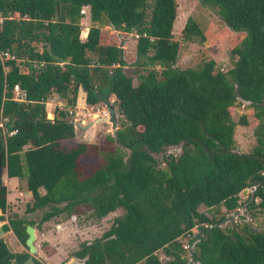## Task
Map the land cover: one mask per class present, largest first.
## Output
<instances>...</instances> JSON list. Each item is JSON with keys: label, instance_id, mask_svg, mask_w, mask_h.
<instances>
[{"label": "trees", "instance_id": "1", "mask_svg": "<svg viewBox=\"0 0 264 264\" xmlns=\"http://www.w3.org/2000/svg\"><path fill=\"white\" fill-rule=\"evenodd\" d=\"M201 4L245 34L225 73L213 60L194 69L175 67L176 0H0L1 163L8 179L26 181L31 198L24 217L7 218L26 251L14 252L0 239V264L29 258L28 226L42 231L52 219L87 211L100 221L118 209L123 215L72 257L82 264H165L162 252L167 264H264V223L261 231L245 219L219 227L240 208L245 189L253 190L245 214L264 215V0ZM83 7L91 22L85 40ZM104 20L114 31L137 36L135 86L122 49L101 44ZM182 34L183 41L203 40L191 18ZM79 89L90 107L107 105L113 95L124 118L115 138L108 136L101 147L75 141L69 112ZM54 94L68 111L56 109L49 120L46 102ZM241 102L249 104L254 123L232 119L230 110ZM251 124L255 146L238 154L235 128ZM179 145V154L166 153ZM91 153L101 161L88 171L81 162ZM7 207L3 184L2 215ZM36 211L44 213L37 226L29 218Z\"/></svg>", "mask_w": 264, "mask_h": 264}, {"label": "rangeland", "instance_id": "2", "mask_svg": "<svg viewBox=\"0 0 264 264\" xmlns=\"http://www.w3.org/2000/svg\"><path fill=\"white\" fill-rule=\"evenodd\" d=\"M176 3L177 17L173 26V35L174 38L180 42V51L175 67L180 70L194 69L200 67L206 61L213 60L216 62L217 68L223 73L231 69L233 61L231 51L240 44L245 37V34L236 33L228 28L219 17L218 13L215 10L202 5L201 0H176ZM189 18L193 19L198 25L202 32L203 40L194 39L192 41H183L182 31ZM2 21L3 19L0 17V26ZM86 23L88 24L86 26L90 27L91 22L89 19L86 21L81 20L80 22L81 25ZM102 26V45L106 46L108 44L117 45L118 43H126L124 45V50H122L123 59L126 63L124 70L126 74L133 79V84L135 86L138 82L137 76L134 73V67L138 60L136 53V34L130 33L127 35L124 34V36L122 34L116 35L112 33V29L107 26L106 20H104ZM81 27L83 30L84 26ZM81 95V93H78L77 95V109H75V111L74 109H71L70 111L73 114L69 115V118L75 126V141L76 143H88L101 147L105 145L108 136L115 138L117 130L121 129L122 125L125 124L124 118L118 110L113 95L109 96L107 105L104 103H98L92 107L84 104V101H81L79 98ZM77 102L80 105H78ZM81 104H83V106ZM81 106L82 108H80ZM248 106V103L241 102L240 106L230 110L231 117L236 123L240 121L242 116L247 117L249 123H254L252 109ZM56 109H66V102L58 95L54 94L46 102V112L49 120L54 118ZM66 110L68 111V108ZM93 114H99L101 121L96 122V120H93V118L95 119ZM77 123H79L81 127L76 128V125H78ZM253 125L254 124H251L246 128L243 126H237L235 128V149L242 154H250L255 146V138L252 134L254 128ZM127 128H130V126L127 125ZM116 147H118V145H116ZM121 149L125 154H128V150ZM180 151V148H174L170 150V152L166 151V153L179 154ZM162 157L158 156V160H161ZM96 161L100 163V157L91 153L82 159L81 164L85 167V170L91 171L96 167L94 164ZM3 184L7 187L8 204L6 214L2 215L0 212V216H4L3 221L7 222L8 216L12 214H18L19 216L24 217L27 204L31 203V198L27 194L26 181L8 179L4 174ZM246 190L247 194L241 192L239 195V203L241 206L247 199L246 195H249V197L252 195V189ZM14 193H16L17 196H15L13 200H10L12 199L10 198V195L12 197ZM41 193L43 194L44 192L42 191ZM241 206L237 212L227 214L226 220L223 222L224 227L231 226L234 222L242 223L243 220L241 217H243L254 229L261 231L264 223V215L257 213L254 218L250 217L249 214V218L248 216L244 217V213L240 210ZM200 210L206 212L204 208H201ZM221 212L224 214V209H221ZM91 213L92 212L87 211L85 215L74 216L71 218L63 215L45 223L43 230L41 231V234L44 235L37 234L38 236L35 240V246L39 248V251H42L34 255L35 259L38 261H42L41 259H43L45 262L52 264H67L71 258H74L72 255L78 250L81 243L84 241H93L94 239L101 237L102 234L110 228L113 220L116 217L123 215V210L118 209L100 221L92 216ZM43 214L42 211H36L31 216V220L36 226L40 223ZM220 214L217 215V218H219ZM58 225H62V232H65L64 236H67L66 238L64 236V238H62ZM194 231L196 232V230ZM0 239L5 241L12 250H15V244L17 241L12 233L2 235ZM45 239L47 242L46 247ZM187 241H189L188 238L182 239L184 244H187ZM22 248L23 251H26L24 247ZM158 256L163 263L167 264L168 259L162 252H159ZM73 264H82V262L75 258Z\"/></svg>", "mask_w": 264, "mask_h": 264}, {"label": "water", "instance_id": "3", "mask_svg": "<svg viewBox=\"0 0 264 264\" xmlns=\"http://www.w3.org/2000/svg\"><path fill=\"white\" fill-rule=\"evenodd\" d=\"M98 121H101V119L97 120L96 122H98ZM72 124H73V122H72ZM181 146L182 145H179V146H176V147H168V148H166V151L170 152V150H172L174 148H180L181 149ZM235 152L240 154V152H238L237 150ZM128 154H129V151H128ZM159 156L162 157L163 154H160ZM1 159H2V153L0 154V187L3 185V175H4V170H3V167H2ZM243 192L246 194L247 190L245 189ZM219 227L223 228L224 227V223H221L219 225ZM10 231H11L10 226L8 225L7 222L3 221V218L0 216V237L2 235H5V234L9 233ZM26 233L28 235V238L26 240L25 246L28 249L29 258L24 262V264H35V260L36 259H35L34 255L37 253V249L35 247V240H36L35 228L32 227V226H28L26 228ZM190 248H193V245H191ZM74 262H75V258H71L67 264H73Z\"/></svg>", "mask_w": 264, "mask_h": 264}, {"label": "crops", "instance_id": "4", "mask_svg": "<svg viewBox=\"0 0 264 264\" xmlns=\"http://www.w3.org/2000/svg\"><path fill=\"white\" fill-rule=\"evenodd\" d=\"M86 8V15L81 19V20H84V21H86L87 19H89L90 20V16H89V9H88V7H85ZM81 25V24H80ZM86 25H88L87 23L86 24H82L81 26H84V27H87V28H90V27H88V26H86ZM91 26V25H90ZM108 26V25H107ZM103 27V26H102ZM108 27H110V26H108ZM82 28V27H81ZM111 28V27H110ZM112 29V28H111ZM112 33H114V34H116V35H120V34H122L123 36H124V34L125 35H127V33H122V32H118V31H114V30H112ZM102 28H101V44H102ZM124 38V37H123ZM119 44V48H121L122 50H124V48H125V42H124V44H120V43H118ZM117 44V45H118ZM111 45V44H110ZM120 45H123V46H120ZM79 94L81 93L82 95H81V97H79L80 99H81V101H84L85 102V99H86V93L84 92V90L83 89H79V92H78ZM84 93H85V95H84ZM79 99V100H80ZM77 104H78V102H77ZM84 104H86V103H84ZM78 105H80V104H78ZM82 106H83V104H81ZM87 105V104H86ZM82 106L80 107V108H82ZM85 106V105H84ZM75 109H77V106L75 107ZM75 109H74V111H75ZM15 196H17L16 195V193H14L13 195H12V197H11V195H10V198H12V199H10V200H13V198L15 197ZM8 202H10V201H8ZM74 217V216H73ZM76 217V216H75ZM29 218L31 219V216H29ZM43 227H44V225H43ZM43 227H42V229H43ZM58 228L60 229V232H61V235H62V238H64L65 236H64V234H65V232L63 231L62 232V225H58ZM35 231H36V238H37V236L40 234V235H44V234H41L42 232L41 231H39V230H37L36 228H35ZM9 233H12V231H10ZM13 234V233H12ZM38 234V235H37ZM14 236V235H13ZM64 236V237H63ZM15 237V236H14ZM67 237V236H66ZM65 237V238H66ZM16 239V238H15ZM16 241H17V239H16ZM5 242V241H4ZM45 242H46V239H45ZM84 242H91V241H84ZM9 246V245H8ZM20 246V247H19ZM46 246H47V242H46ZM45 246V247H46ZM10 247V246H9ZM36 247V249H37V253H39V252H42L41 250L39 251V248L37 247V246H35ZM14 252H22L23 251V248H22V246L19 244V242L17 241L16 242V244H15V250H13ZM68 259V258H67ZM67 259H65V260H67ZM42 261V263L43 264H52V263H47V262H45L43 259H41ZM63 262V261H62ZM60 264H62V263H60Z\"/></svg>", "mask_w": 264, "mask_h": 264}, {"label": "built area", "instance_id": "5", "mask_svg": "<svg viewBox=\"0 0 264 264\" xmlns=\"http://www.w3.org/2000/svg\"><path fill=\"white\" fill-rule=\"evenodd\" d=\"M80 14L84 17L85 15H86V8L85 7H83L82 9H81V11H80ZM88 32H89V28H87V27H84V29L81 31V39L82 40H85L86 38H87V36H88ZM137 37V36H136ZM15 91H16V93H17V98L19 97V95H20V92H19V88L18 87H15ZM69 114H73L71 111L69 112ZM98 118L97 119H94L93 118V120H100L101 119V117L99 116V114H95ZM85 123V122H84ZM78 125H76V128H79V127H81V125L79 124V123H77ZM74 128H75V126H74ZM7 212V211H6ZM8 223V222H7Z\"/></svg>", "mask_w": 264, "mask_h": 264}, {"label": "flooded vegetation", "instance_id": "6", "mask_svg": "<svg viewBox=\"0 0 264 264\" xmlns=\"http://www.w3.org/2000/svg\"><path fill=\"white\" fill-rule=\"evenodd\" d=\"M252 192H253V190H252ZM247 194V193H246ZM247 196V199L243 202V204H242V206H241V209L240 210H242V212L244 213V217L245 216H248V214L246 213V215H245V211H247V206H249L250 205V202H251V200H252V195H250V197H249V195H246ZM256 202H257V200H255ZM248 218H249V216H248ZM241 219H244L243 217H241Z\"/></svg>", "mask_w": 264, "mask_h": 264}, {"label": "bare ground", "instance_id": "7", "mask_svg": "<svg viewBox=\"0 0 264 264\" xmlns=\"http://www.w3.org/2000/svg\"><path fill=\"white\" fill-rule=\"evenodd\" d=\"M94 115V117H95V119H97L98 117L95 115V114H93Z\"/></svg>", "mask_w": 264, "mask_h": 264}]
</instances>
